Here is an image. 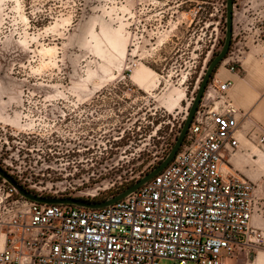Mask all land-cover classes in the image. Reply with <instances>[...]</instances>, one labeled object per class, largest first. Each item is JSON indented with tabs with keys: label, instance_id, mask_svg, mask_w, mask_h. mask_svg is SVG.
<instances>
[{
	"label": "rangeland",
	"instance_id": "obj_1",
	"mask_svg": "<svg viewBox=\"0 0 264 264\" xmlns=\"http://www.w3.org/2000/svg\"><path fill=\"white\" fill-rule=\"evenodd\" d=\"M248 1L233 0L235 70L253 42ZM225 2L0 0V168L36 195L93 202L142 178L222 47Z\"/></svg>",
	"mask_w": 264,
	"mask_h": 264
},
{
	"label": "built area",
	"instance_id": "obj_2",
	"mask_svg": "<svg viewBox=\"0 0 264 264\" xmlns=\"http://www.w3.org/2000/svg\"><path fill=\"white\" fill-rule=\"evenodd\" d=\"M253 28V44L264 48V20ZM258 58L264 64V50ZM230 86L212 78L171 161L112 204L29 201L0 177V264H226L261 245L263 233L250 221L264 199L250 181L221 173L222 153L237 146L240 112L227 98Z\"/></svg>",
	"mask_w": 264,
	"mask_h": 264
},
{
	"label": "crops",
	"instance_id": "obj_3",
	"mask_svg": "<svg viewBox=\"0 0 264 264\" xmlns=\"http://www.w3.org/2000/svg\"><path fill=\"white\" fill-rule=\"evenodd\" d=\"M246 6L251 10V17L245 22L250 30L256 18L264 20V0H249ZM232 12L233 28L235 13L234 10ZM245 44L246 50L235 71L228 70L226 59L213 74V78L219 82H231L227 98L240 112L236 115L237 127L234 132L237 146L222 153L221 173L224 177L236 175L250 181L255 186L256 197L263 200L264 146L258 144V137L264 134V64L258 55L264 48L255 46L253 42ZM250 226L264 234V221L258 215L252 217ZM255 246L250 245L238 252L229 264H264V249ZM252 250L255 254L249 261L247 254Z\"/></svg>",
	"mask_w": 264,
	"mask_h": 264
},
{
	"label": "water",
	"instance_id": "obj_4",
	"mask_svg": "<svg viewBox=\"0 0 264 264\" xmlns=\"http://www.w3.org/2000/svg\"><path fill=\"white\" fill-rule=\"evenodd\" d=\"M233 11V0H226L225 2V37L224 42L222 44V47L220 51L212 58V60L208 63L206 66V69L204 71L203 76L201 77V80L198 84L197 90L193 96V99L190 103V106L187 110L184 122L182 124V127L178 133V136L171 148V150L168 152V154L165 156V158L156 166L154 167L150 172H148L146 175H144L142 178L134 182L131 186L120 192L119 194L108 198L106 200L100 201V202H89L84 201L81 199L76 198H58V197H48V196H40L36 195L32 192H29L22 188L20 185L16 183V181L8 175L4 170L0 168V177L4 179L9 185H11L16 192L22 196L24 199L29 201H35L39 203H46V204H73V205H79L87 208H97V207H103L105 205L112 204L123 197H125L130 192L137 189L140 185L151 179L155 174H157L161 169H163L173 158V156L176 154L177 150L182 144V141L187 133V130L189 128V125L191 123L192 117L194 115V112L197 109V106L200 103V100L202 98V94L206 88V85L208 83V80L210 79L211 73L213 72L214 68L219 64L221 61L224 60L229 46L231 42L232 37V12Z\"/></svg>",
	"mask_w": 264,
	"mask_h": 264
},
{
	"label": "bare ground",
	"instance_id": "obj_5",
	"mask_svg": "<svg viewBox=\"0 0 264 264\" xmlns=\"http://www.w3.org/2000/svg\"><path fill=\"white\" fill-rule=\"evenodd\" d=\"M49 53V52H48Z\"/></svg>",
	"mask_w": 264,
	"mask_h": 264
}]
</instances>
